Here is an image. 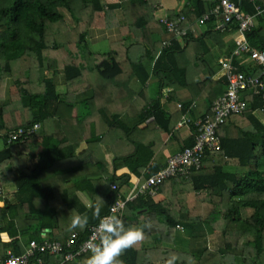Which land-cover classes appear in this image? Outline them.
Segmentation results:
<instances>
[{"label":"trees","instance_id":"1","mask_svg":"<svg viewBox=\"0 0 264 264\" xmlns=\"http://www.w3.org/2000/svg\"><path fill=\"white\" fill-rule=\"evenodd\" d=\"M156 1L0 0V133L39 123L37 131L26 142L0 152V167L1 163L9 161L12 168L7 175H0V186L14 181L18 201L15 204L5 201L0 206V256L7 248H12L14 254L23 252L19 235L24 231H19L21 226L17 221L21 208L32 207L33 211L26 216L39 224L31 238L39 240L40 232L47 228L49 237L55 239L63 240L77 231L80 240H84L91 226L108 212L117 191L129 181L128 173L118 176L116 170L127 167L130 173L145 181L165 166L167 157L158 151L163 143L162 134L174 131V125L187 112L190 102L179 103V115L173 117L163 103V88H172L167 104L168 100H178L175 93L181 89H186L192 100L204 95L207 111L225 91L228 83L226 71L220 64L207 60L206 56L210 50L208 40L223 46L227 29L225 32L216 29V17H211L201 25L203 30L184 37L182 40L186 43L183 45L174 40L168 47H163L162 40L154 37L159 32L153 14ZM218 1L207 6L202 0H197L194 11L184 7L178 14L169 16L184 14L186 21L190 22L208 12ZM261 3L262 0H240L239 4L244 12L253 14L256 4L263 8ZM61 9L73 16L75 27L69 26ZM263 17L258 20H263ZM92 27L119 28L124 38L111 43L109 51L103 55L93 53L85 39L86 31ZM231 30L234 31L235 27ZM260 30L253 27L247 34L255 49L264 48V44L256 43ZM159 51L168 64L166 69H160L159 60L155 58ZM190 51L197 53L194 59L190 58ZM231 51L229 49L225 57ZM144 64L157 73V95L149 98L148 91L142 89L134 107L124 112L121 107L112 110L103 105L99 109L104 121L102 135L93 134L87 138L89 149L99 141L110 146L114 155V172H108V162L100 151L96 161L71 164L66 171L73 173L74 177L65 178V181L72 180L74 186L61 191L60 206L53 205L50 198L54 199L57 193L52 185H43L40 177L49 168L55 174L61 173L62 169L58 167L68 158H78L76 148L65 145L63 138L64 125L73 127L74 122L80 121V103L75 100L76 95L90 88L95 90L94 83L99 79L106 83L127 82L136 75L137 67ZM239 68L241 71L248 69L243 65ZM61 69L67 75L64 94H58L55 84L46 76L47 71ZM200 74H203V79L196 80ZM5 78L14 81L9 99L3 97ZM245 97L248 101L246 110L231 116L243 119L230 117L221 128L232 120L242 134L240 137L225 138L220 130L222 149L206 151L203 167L193 170L189 176L164 181L160 186L165 197L163 200L156 202L153 198L139 196L126 203L122 218L125 227L143 226L145 223L150 227L144 229L142 241L122 253L119 257L122 264H164L170 254L177 256L175 264H264V119L257 114L259 109L264 110V98L248 94ZM92 101L93 98L86 99L81 104L86 108ZM151 116L154 119L140 128ZM188 119L177 130L181 137L179 150L192 146L195 140L194 120ZM146 128L151 129L153 135L144 142L137 136ZM74 131L78 133V130ZM35 141L40 142L42 149L30 151L39 155V166L32 170L18 167L14 162V152L21 151L19 156H22L28 151V145L31 144L32 148ZM228 164L236 167L235 172L223 170ZM87 165L98 167L106 179H94V173L85 170L84 174H79L80 168ZM206 175L205 186L198 179ZM112 184L117 186V190L111 188ZM50 193L53 195L49 198L47 194ZM98 193L100 196L95 197ZM82 194L88 195L86 201H83ZM204 195L209 200H205ZM36 197L44 198L45 203H34ZM97 209L98 216L94 215ZM243 209H251V213L244 216ZM75 214H87L88 223L83 229L68 231L70 217ZM182 216L192 223L207 224L220 233L225 252L207 247L197 253L164 249L163 242L169 240L171 231L180 224ZM4 232L9 237L8 241L1 237ZM234 249L241 250V253L233 254L231 250ZM89 255L90 252L85 253L65 264H84ZM50 260L55 261V258Z\"/></svg>","mask_w":264,"mask_h":264},{"label":"crops","instance_id":"2","mask_svg":"<svg viewBox=\"0 0 264 264\" xmlns=\"http://www.w3.org/2000/svg\"><path fill=\"white\" fill-rule=\"evenodd\" d=\"M197 0H157L156 2L153 3V9H154V22L155 25L158 26L159 32L154 34V37L156 39H161L162 41L167 40L171 37V35L167 32L164 31V28L161 26L159 19L162 16L165 15H170V14H178L184 7L190 8L192 11L195 10V3ZM207 6H211L213 2L217 0H202ZM238 1V0H236ZM240 3V0L238 1ZM263 4V12L257 14L254 18V27H259L261 30L259 31V38L257 39L256 43L257 44H264V19L259 21V17L264 16V0H262ZM240 5V4H239ZM264 18V17H263ZM198 19V18H197ZM196 20H190L191 26L193 27V31L190 34L196 33L199 29L204 28V26H201L203 24L196 23ZM215 24L216 21H215ZM200 25V26H199ZM221 31V30H220ZM225 32V30L221 31ZM226 36L223 40V46H218L217 44H213L210 40H208V43L210 45V50L209 53H207V60L211 62H215L216 64H220V60L225 57L229 49L234 48V39L237 36L236 30H231L227 28L226 31ZM124 36L121 34L119 28H99V27H92L89 28L86 31V42L88 44V47L91 52L97 53L99 55H103L109 51L110 44L113 42H117L120 40H123ZM104 46H106L105 49L102 51L99 50H94L92 48V44L97 47L101 43L103 45L106 43ZM182 45L186 43L184 40H179ZM252 45V44H251ZM264 49V48H262ZM195 52L190 51V58L194 59L196 57ZM156 59L159 60V67L160 69H166L168 68V64L164 59L162 51H159V53L156 54L155 56ZM237 62H239L241 65L245 66L246 68L249 69H254L256 68L254 62L250 61L249 58L245 56H239L237 59ZM143 66V67H142ZM140 65L136 69V75H134L131 79H129L127 82L123 83H118V82H113V81H108V83L103 82V80H96L95 81V87L96 89H87L84 90L83 92H80L76 95L75 100L79 102V108L80 110L83 108V105L81 104L82 101L86 99H91L93 98V101L91 105H86L88 111L81 110V117L79 123H73L74 126L70 127L68 125H64L65 127V133L63 138L65 139V145H73L76 148V153H78V158L72 159L68 158L63 165L59 166L58 169H62L61 173L55 174V171L52 168L46 169L44 173L41 175V183L43 185H52L54 187V192L55 194L57 193L56 196L53 198H50L49 196L53 194H47V196L50 198V201L53 205L60 206V193L64 189H72L74 186V182L71 181H65V178L70 179L71 177H74L73 173H69L66 170L71 164H74L75 162L77 164H83L88 161H96V159L99 157L98 152H104L105 159L108 162L107 170L109 173H113V159L114 155L111 151V148L108 144L103 143L102 141H99L96 146L94 145L91 149L88 148L87 144V138H90L93 134H98L102 135V131L104 129V121L101 119L99 109L103 106L106 105L110 109L114 110V108H122L123 112L130 107H134L136 103V98L138 97L139 93L141 92L142 89H146L147 91L150 89V82L151 79L153 81L154 77L157 78V73H154L152 70V67L149 65ZM46 76L53 81L55 84V90L58 94H64L66 93L67 86H66V80H67V75L64 70H59L57 72L53 71H47ZM203 79V74H200L196 80H201ZM14 81L12 78H5L4 80V90H3V97L5 99H9L11 96L10 90L11 86L13 85ZM159 86V82H158ZM165 93L163 103L165 104V107L168 110L169 114H172L173 117H176L179 115V108L180 104L179 103H185V102H190L189 107L187 109V112L183 114V116H186V118H191L192 120L197 119L199 116H201L203 113L207 111L208 104L204 98V95H201L199 99L192 100L191 94L186 90V89H181L177 90L175 93V96L177 97L178 100H168V104L166 103L167 99L169 98L168 93L172 91L171 87H165L162 90ZM157 95V93H156ZM192 100V101H191ZM90 107V109H89ZM111 110V111H112ZM257 114L260 115L262 119H264V110L259 109L257 111ZM230 119H243L240 117H231ZM181 120V119H180ZM179 120V121H180ZM178 121V122H179ZM148 119L143 123L141 127L146 125V123H149ZM185 124V123H184ZM55 126H53L54 128ZM178 123L174 125V131L172 133H164L162 134V145L160 146V149L158 151H162L165 156L168 158L171 154L175 153L176 151L179 150L180 147V139L181 137L177 133V130L179 129ZM74 130H78V133H75ZM223 136L225 138H237L240 137L242 134L239 131L237 125L235 124L234 121L231 120V122L227 123L225 127L221 130ZM46 133V132H45ZM153 131L149 128H146L144 131L140 132V135L137 136L140 140L144 141L145 140H150L152 138ZM93 137V136H92ZM0 144V152H2L5 149H8L9 147H12L13 145H7L3 140H1ZM27 147L28 151L25 152V154L20 155L19 151L16 153L14 152V162L18 167L21 168H27V169H34L39 166L40 158L38 154H32V152H39L42 149V146L39 141H35L33 143L32 148H30L31 144L28 145ZM31 150V151H30ZM95 165H87V166H82L80 168L81 171H79V174H84L85 171L94 173V179H106V175L101 174L99 172V169H97ZM57 169V170H58ZM12 170L10 162H3L1 163L0 167V175H7V173H10ZM85 170V171H84ZM224 171H229V172H235L236 167L234 165L228 164L223 167ZM129 174V181L125 183L123 186H121L120 191L126 192L129 190L131 187L133 181L138 177L134 175L133 173H130L129 169L127 167L120 168L116 170L115 174L120 176L122 174ZM206 176H200L198 179V182H203L204 185H207L206 181ZM34 186H38V184H34ZM2 188V192L0 193V206H3L5 201H8L11 204H15L17 201L16 197V191H17V186L14 183V181H9L0 186ZM59 193V194H58ZM198 193V192H197ZM83 201H86L88 198L87 194H82ZM100 196V193L95 195V197ZM205 200H209L206 195H204ZM164 194L160 191L158 195L153 198L154 201L158 202L163 200ZM34 203L36 204H42L45 203V199L42 197H36L34 200ZM33 211L32 207L25 206L19 210L17 213V221L18 225L21 226V229L19 230L20 232L24 231V233L19 235V245L21 246V249L24 251L25 247L28 245L29 241L31 239H37V238H31L33 231L36 228H39V224L32 222L30 218H27ZM217 211V210H216ZM31 217V216H30ZM180 225L183 229L185 226H188L190 229V233L188 236H186L187 243H189L188 240H192L195 242V244L200 239V242L204 245H202L200 248H209L211 250L215 251H221L225 252L223 248V242L222 240H217V238L214 236L218 234V232L214 231L209 225L207 224H202V223H192L185 216L181 217V222ZM193 225V226H192ZM177 228V227H176ZM220 235V233H219ZM218 235V236H219ZM50 236V230L49 229H42L40 232V237L39 239H42L44 237H49ZM1 237L4 241H8L9 237L7 233H2ZM30 238V239H29ZM185 241L182 239L180 242ZM175 243V241L173 242ZM182 245V244H176V245H168V246H163L164 249H173L176 251L180 252H186V253H192V249L190 250L191 245ZM11 249L12 248H7ZM198 252V251H197ZM238 254V253H237ZM155 264H161V262H155Z\"/></svg>","mask_w":264,"mask_h":264},{"label":"built area","instance_id":"3","mask_svg":"<svg viewBox=\"0 0 264 264\" xmlns=\"http://www.w3.org/2000/svg\"><path fill=\"white\" fill-rule=\"evenodd\" d=\"M261 12L263 9L258 4L255 6V13L252 14L244 12L236 0H219L208 12L198 17L196 23L199 24H204L211 17H216V29L223 31L235 27L237 36L230 55L220 60L221 68L226 71L228 78L227 87L212 102L209 110L193 121L195 140L192 146H186L171 154L165 166L145 181L137 177L128 191H117L108 212L101 217L98 223L91 226L86 239L80 240L77 231H73L63 240L52 237L31 239L22 253L14 254L11 249H6L5 253L0 256V264H65L75 260L78 256L90 252V249L98 244V224L104 218L110 215H119L123 218L126 203L139 196L155 198L164 181L189 176L193 170L203 167V157L206 151H220L222 149L220 130L232 115L241 114L246 110L248 101L245 95L264 98V49H255L247 35L254 27L255 16ZM186 20L184 14L176 17L169 15L160 17L161 26L171 35L169 39L162 41L163 47H168L174 40H182L193 31L191 23ZM239 56L249 58L256 66L254 69L258 71L248 69L241 71L239 68L241 64L236 60ZM153 119L154 117L151 116L148 121ZM188 121L186 116H182L178 126ZM38 128L39 123L18 127L7 133H0V139L7 145L23 143ZM111 188L117 190L115 184H112ZM1 192L2 188H0ZM176 227L182 228L180 225ZM50 258H55V261H51Z\"/></svg>","mask_w":264,"mask_h":264},{"label":"clouds","instance_id":"4","mask_svg":"<svg viewBox=\"0 0 264 264\" xmlns=\"http://www.w3.org/2000/svg\"><path fill=\"white\" fill-rule=\"evenodd\" d=\"M94 215H99L98 209ZM87 223V214L72 215L67 230L83 229ZM148 227H150L148 223L143 226L125 227L119 215L104 218L98 224L99 242L90 249V255L86 257L84 264H122L119 257L126 249L144 239V229ZM176 260L177 256L170 254L164 264H175Z\"/></svg>","mask_w":264,"mask_h":264},{"label":"rangeland","instance_id":"5","mask_svg":"<svg viewBox=\"0 0 264 264\" xmlns=\"http://www.w3.org/2000/svg\"><path fill=\"white\" fill-rule=\"evenodd\" d=\"M61 11L64 13L65 20H66V22H68L69 26L71 28L75 27L76 26V20L73 18V16L68 11H66L65 9H61ZM101 44L99 46H97V47H95L92 44V48L94 50L102 51L103 49L106 48V46H104V45L107 44V42L104 43L103 45H101ZM158 81H159V78L158 77L157 78L154 77L153 81L151 79V82H150V86L151 87L148 90V97L149 98L155 97L156 93L158 92V88H159ZM85 109L88 111V109L87 108H84V107L81 110L83 111ZM1 140L2 139H0V144L2 143ZM250 213H251V209H243V215L244 216H247ZM190 229L191 228H189L188 226H185L183 229L175 228L174 230L171 231V235H170L169 240H166V241L163 242V246H165V247L168 246V245H172L173 246V245H176V244H179V243L182 244V245H185V246L188 245V244H190L191 247H192V248H190V250L192 249V253H197V251H199L200 248H202L201 246L204 245V244H202L200 242V239H198L199 242H197L196 244L192 240H188L189 243L186 242L187 241L186 236H188V234L190 233ZM157 232L155 233V235L158 234ZM218 235H219V233L217 234V236L216 235H214V236L217 238V240H222L221 234L219 236ZM182 239H184L185 241L180 242ZM174 241H175V243H173ZM231 252L233 254H237V253L239 254V253H241V250H235L234 249V250H231Z\"/></svg>","mask_w":264,"mask_h":264}]
</instances>
